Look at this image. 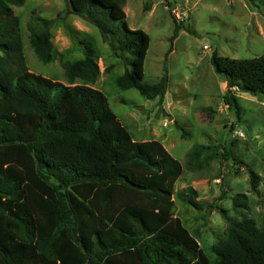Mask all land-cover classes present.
Returning <instances> with one entry per match:
<instances>
[{
  "label": "trees",
  "instance_id": "1",
  "mask_svg": "<svg viewBox=\"0 0 264 264\" xmlns=\"http://www.w3.org/2000/svg\"><path fill=\"white\" fill-rule=\"evenodd\" d=\"M24 2L0 0V264H264V225L252 217L227 225L212 246L211 261L174 212L184 168L200 169L218 155L231 159L230 148L224 144V153H207L209 146L195 144L181 162L156 139H133L93 86L100 69L90 43L80 41L81 58L62 62L65 81L31 71L13 10ZM66 2L115 53L118 48L126 54L130 68L116 78L117 85L161 102L168 75L142 82L150 39L144 30L128 27L125 0ZM51 23L31 15L26 25L42 62L53 59ZM210 61L236 113L233 90L264 94V54L231 58L214 50ZM248 173L256 190L259 176ZM194 195L188 188L178 197L200 208ZM244 199L236 194L233 207H244Z\"/></svg>",
  "mask_w": 264,
  "mask_h": 264
},
{
  "label": "rangeland",
  "instance_id": "2",
  "mask_svg": "<svg viewBox=\"0 0 264 264\" xmlns=\"http://www.w3.org/2000/svg\"><path fill=\"white\" fill-rule=\"evenodd\" d=\"M123 7L128 27L149 35L142 82L152 84L165 71L168 75L161 102L159 97L142 96L136 88L117 85L116 78L130 68L126 54L115 41L117 55L95 26L71 12L66 0H25L13 6L26 65L37 74L65 81L62 62L81 58L80 41L90 43L100 69L93 86L106 95L135 137L151 138L152 130L163 133V145L181 162L195 144L209 146L207 153H224V144L230 148L231 159L218 155L200 169L185 167L173 195L175 215L214 261L212 246L223 239L230 222L249 216L260 228L264 225V94L233 90L239 105L236 113L225 102L226 83L214 72L210 55L214 50L231 58L264 54V0H125ZM31 15L52 19L50 62L40 61L29 44L26 25ZM177 24L181 26L172 38ZM235 130L243 131L244 137L235 136ZM248 169L259 176L256 190ZM188 188L195 191L200 208L178 197ZM238 193L245 195V206L234 208Z\"/></svg>",
  "mask_w": 264,
  "mask_h": 264
},
{
  "label": "crops",
  "instance_id": "3",
  "mask_svg": "<svg viewBox=\"0 0 264 264\" xmlns=\"http://www.w3.org/2000/svg\"><path fill=\"white\" fill-rule=\"evenodd\" d=\"M124 8V7H123ZM94 85V84H93ZM168 105H169V103L167 104V107H168ZM164 110H166V109H164ZM118 117V116H117ZM119 118V117H118ZM119 120H120V118H119ZM173 119H171V121H172ZM121 121V120H120ZM122 123V122H121ZM123 124V123H122ZM124 125V124H123ZM127 127V126H126ZM128 129V128H127ZM129 130V129H128ZM130 132V131H129ZM131 133V132H130ZM131 135H132V137H133V139H135V140H138V141H143V140H148V139H156V140H158V141H160L162 144H163V137H164V134L163 133H161V132H159V131H157V130H152V132H151V138H145V136H141L140 134H137V137H135L134 136V134H132L131 133Z\"/></svg>",
  "mask_w": 264,
  "mask_h": 264
},
{
  "label": "built area",
  "instance_id": "4",
  "mask_svg": "<svg viewBox=\"0 0 264 264\" xmlns=\"http://www.w3.org/2000/svg\"><path fill=\"white\" fill-rule=\"evenodd\" d=\"M176 16L179 17V15L177 13H176ZM234 135L237 136V137H244V133L241 130H235L234 131Z\"/></svg>",
  "mask_w": 264,
  "mask_h": 264
}]
</instances>
